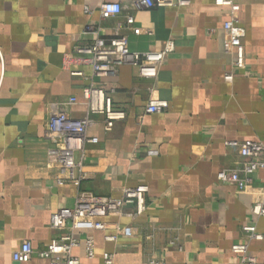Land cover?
Segmentation results:
<instances>
[{"label":"crops","instance_id":"1","mask_svg":"<svg viewBox=\"0 0 264 264\" xmlns=\"http://www.w3.org/2000/svg\"><path fill=\"white\" fill-rule=\"evenodd\" d=\"M100 1L0 0V264H15L12 253L23 241L45 247L58 234L51 214L73 206L79 188L119 196L138 183L148 187L142 212L102 216L106 227L76 230L94 248L92 257L83 243L73 248L79 264H104L105 252L113 253L112 264H145L150 257L165 264H238L231 245L242 240L264 263V217L251 211L264 193V168L244 189L218 178L219 170L245 160L227 141L264 145V0H240L243 68L232 64L225 5L189 0L134 9L122 0L121 13L102 18ZM126 13L140 27L138 33L120 28L129 49L159 50L167 41L174 48L155 78L123 64L115 76L97 79L74 48L113 33ZM228 71L231 80L224 78ZM90 81L110 93L125 117L106 131L102 115H91L88 133L98 140L84 147L85 176L79 186L57 184L55 169L45 164L50 106L74 96L69 113L85 115L82 88ZM150 96L166 99L167 108L142 114ZM248 222L261 238H247L241 227ZM19 264L49 261L33 254Z\"/></svg>","mask_w":264,"mask_h":264},{"label":"built area","instance_id":"2","mask_svg":"<svg viewBox=\"0 0 264 264\" xmlns=\"http://www.w3.org/2000/svg\"><path fill=\"white\" fill-rule=\"evenodd\" d=\"M218 5L228 7V17L223 21V28L228 35L229 46L233 49V66L243 68L245 66V47L243 37L245 29L240 24L239 10L240 0H214ZM134 9L149 8L154 5H186L189 0H130ZM122 0H101L99 14L102 18L118 15L122 11ZM90 12L89 8H85ZM129 27L134 33L140 31L135 25L134 15L126 13L124 24L118 23L113 33H102L87 45H77L74 48L79 57H82L91 66V75L97 79L106 76H115L118 68L123 64H129L136 68L137 73L143 77L155 78L164 56L174 48L172 41L164 43L159 50L136 51L129 49L127 37L120 32L121 27ZM98 32V29H94ZM71 73L83 75L81 70H72ZM233 72L225 73L224 78L231 80ZM112 90V88H111ZM82 95L86 105V113L81 117L71 115L68 105L77 101L74 96L64 101L51 103L50 111L45 122L44 135L49 141L45 152V164L55 169L54 180L57 184L72 182L80 185L85 176L83 171L84 147L86 143L96 142L98 137L88 133L92 122L91 115L100 114L103 117L104 130H110L116 121L124 119L125 111L113 105L110 93L103 86L90 81L82 88ZM168 106L166 99L150 96L143 107V113L164 111ZM228 144L239 148L245 160L236 168H224L219 170L218 178L230 181L237 185L238 189H244L252 180L253 173L264 168V145L259 140L246 139L243 141L230 140ZM80 156L77 158L76 153ZM148 187L145 183L133 186H124L119 196L97 195L89 189L79 188L73 206H64L56 209L51 214L50 227L58 234L41 249H34L30 241H23L12 253V258L18 262L27 261L33 254L47 258L49 264H79V259L73 254V248L83 243L85 254L88 257L94 255L92 239L76 234V230L82 228H104L106 222L100 217L106 215H127L135 217L145 208V193ZM127 205L133 206L127 209ZM251 211L256 216L264 217V193L258 201L251 205ZM118 228V231L120 227ZM248 239L261 238L262 233L256 229L254 222L242 225ZM109 239H115L116 234L107 235ZM231 250L239 257L238 264H264L258 263L256 257L249 252L248 241L242 240L231 245ZM113 253L103 254L104 264H112ZM145 264H165L164 259L150 257Z\"/></svg>","mask_w":264,"mask_h":264},{"label":"water","instance_id":"3","mask_svg":"<svg viewBox=\"0 0 264 264\" xmlns=\"http://www.w3.org/2000/svg\"><path fill=\"white\" fill-rule=\"evenodd\" d=\"M20 262H18V261H15V264H19Z\"/></svg>","mask_w":264,"mask_h":264}]
</instances>
